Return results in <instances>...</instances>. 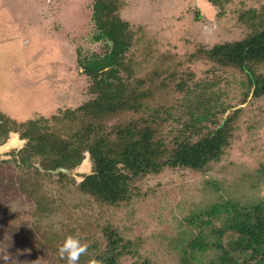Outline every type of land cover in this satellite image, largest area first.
<instances>
[{"label": "rangeland", "instance_id": "rangeland-1", "mask_svg": "<svg viewBox=\"0 0 264 264\" xmlns=\"http://www.w3.org/2000/svg\"><path fill=\"white\" fill-rule=\"evenodd\" d=\"M94 1L0 0V264H67L58 248L68 235L87 245L77 264L107 258L114 243L123 253L118 264H201L220 256L225 264H260L264 256L252 260V250L243 251L244 231L236 233L223 218L231 208L234 219L264 223V94L249 90L252 72L264 77V62L242 69L209 51L261 32L264 0H205L213 8L208 14L197 0H118V15L134 34L121 76L133 89L149 90L144 112L109 117L108 128L159 116L172 149L181 124L204 110L193 103L205 99L202 106L216 116L199 134L239 111L219 159L175 162L151 174L122 171L113 203L80 188L93 173L88 152L66 177L15 163L27 141L6 124L22 129L41 121L44 130L69 138L87 123L81 114L65 115L95 98L83 63L108 50L95 40ZM201 231L207 249L194 250Z\"/></svg>", "mask_w": 264, "mask_h": 264}, {"label": "trees", "instance_id": "trees-1", "mask_svg": "<svg viewBox=\"0 0 264 264\" xmlns=\"http://www.w3.org/2000/svg\"><path fill=\"white\" fill-rule=\"evenodd\" d=\"M118 7V0H95L92 5V19L97 29L95 40L104 41L108 50L104 55H92L83 63L84 73L92 80V94L95 98L77 111H68L65 115L66 119L72 120L74 116L81 114L88 118L85 126L77 129L69 138H64L55 128L56 133L41 128V121L24 124L22 129L19 127L15 129L12 128L13 125L6 124L8 132L19 131L21 139L27 141L25 147L14 154L15 163L23 166V169H33L38 174L42 169L44 171L59 168L74 169L82 163L84 152L90 153L94 165L93 173L84 178L80 188L97 197L104 196L112 203L117 197L120 177L122 179L126 177L121 175L122 171L130 172L132 175L143 172L151 174L175 162L191 166L197 161L219 159L229 147V125L233 116L239 112H235L224 125H218L219 127L206 134H199L201 129H207V123L213 124L214 119L211 118L216 114L211 110L212 107L202 106L206 102L205 99L193 103L194 107H203L204 110L192 113L191 118L181 124L183 129L174 139L172 149L168 148L166 139L160 132L162 124L159 116L144 117L143 115L140 119L114 124L113 129H109L107 126L109 117L123 113L130 115L144 112L149 90L145 87L139 91L136 87L133 89L130 78L124 79L121 76L122 70H125L127 65L126 54L134 44V34L129 24L121 20L118 15ZM209 53L211 58L222 63L228 60L242 69L248 64H250L248 67L252 68V65L264 62V28L245 40L215 45ZM252 74L253 77L249 76V90L255 86L254 93L258 97L264 94V77L256 75L255 72ZM183 84L184 82L178 84L181 90ZM54 119L58 118L54 116ZM7 122L11 123L9 120ZM119 165L122 167L120 168ZM58 176L66 177L61 172ZM216 210L207 211L206 214L209 216L207 222L211 220ZM224 212L227 214L223 218L228 224L227 227L231 224V229L238 228L244 231L243 234L241 233L243 237L239 236L245 246L243 251L247 248V251L252 250V260L261 255L263 257L264 223L251 224L234 219L232 215L234 209L231 208H226ZM202 235L203 231L191 242L192 249L199 251L207 249V243ZM114 244L106 252L109 256L101 259L100 264H106V260L110 264H118L119 255L123 253L117 251ZM211 245L209 244V247ZM219 260L221 256L211 262L205 263L203 260L201 264H225ZM239 261L233 260L232 264H251V262ZM260 264H264V260Z\"/></svg>", "mask_w": 264, "mask_h": 264}, {"label": "clouds", "instance_id": "clouds-1", "mask_svg": "<svg viewBox=\"0 0 264 264\" xmlns=\"http://www.w3.org/2000/svg\"><path fill=\"white\" fill-rule=\"evenodd\" d=\"M13 136L16 133H12ZM87 249L86 243L82 242L78 237L68 235L58 248L59 255L66 259L67 264H77L81 254ZM89 264H100V261L90 260Z\"/></svg>", "mask_w": 264, "mask_h": 264}, {"label": "water", "instance_id": "water-1", "mask_svg": "<svg viewBox=\"0 0 264 264\" xmlns=\"http://www.w3.org/2000/svg\"><path fill=\"white\" fill-rule=\"evenodd\" d=\"M197 4H198V7L200 8V10L204 13H211V11H213V8L211 7L210 4L206 3L205 0H197ZM69 173V169H66V168H59L56 173Z\"/></svg>", "mask_w": 264, "mask_h": 264}, {"label": "flooded vegetation", "instance_id": "flooded-vegetation-1", "mask_svg": "<svg viewBox=\"0 0 264 264\" xmlns=\"http://www.w3.org/2000/svg\"><path fill=\"white\" fill-rule=\"evenodd\" d=\"M12 131H10V133H11ZM83 164V162L81 163V165Z\"/></svg>", "mask_w": 264, "mask_h": 264}]
</instances>
